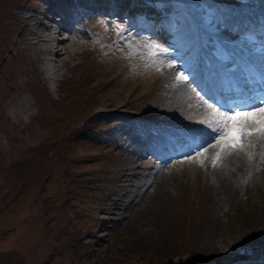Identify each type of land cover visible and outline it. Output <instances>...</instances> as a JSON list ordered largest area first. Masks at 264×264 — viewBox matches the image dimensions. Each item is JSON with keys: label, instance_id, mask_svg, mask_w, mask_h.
Returning a JSON list of instances; mask_svg holds the SVG:
<instances>
[{"label": "rangeland", "instance_id": "rangeland-1", "mask_svg": "<svg viewBox=\"0 0 264 264\" xmlns=\"http://www.w3.org/2000/svg\"><path fill=\"white\" fill-rule=\"evenodd\" d=\"M159 1L165 2L157 6V10L165 11L161 25L169 26L173 36L179 26L184 29L192 26L198 10L207 12L212 8L211 12H215L214 4L219 0H183L186 5L181 16L174 6L178 0ZM255 1L256 9L259 5L263 8L260 0ZM20 2L0 0V104H4L0 105V264H264V177L254 190L250 186L244 192L237 186L224 199L223 207L219 203L214 215L216 198L206 180L208 170L197 174L189 166L172 170L167 174L168 191L151 197L148 210L141 211L144 219L132 220L131 216L122 236L113 232V228L118 229L123 223L116 222L117 212L109 210L114 206L105 199H115V194L109 197L105 193L117 180L119 169L128 166L131 141L157 138L152 127L163 135L162 129L171 123L187 124L177 127L189 133L197 124H188L176 106L173 109L163 103L174 91L181 92L180 97L186 96L181 74H172L170 66L165 67L169 62L177 64L179 52L173 47L165 49V38L154 35L148 24L134 30L133 22L117 23L108 27L107 32H97L100 33L97 41L106 43L114 39L118 48L111 54H124L127 63L140 61L134 64L139 70L138 77L150 66L143 72L140 83H129L122 90L109 82L111 75L128 71L131 63L119 70L107 66V75H100L96 68L101 67L102 57H108L96 52L97 46L90 42L87 52L71 60L68 64L71 67L62 70L57 79L47 77L48 61L41 64L42 80L25 59L18 58L20 48L12 44L15 38L11 34L10 15ZM200 2L211 5L205 8ZM192 4L203 6L194 8ZM234 11L247 12L245 7ZM260 18L264 21V17ZM221 25L227 29L225 21ZM214 30L208 33L216 35ZM124 35L125 44L121 42ZM228 43L239 45L236 39ZM105 50L104 54L113 51L110 45ZM167 50L171 56L163 52ZM167 56L173 61H168ZM248 57L255 59L253 53ZM142 58L149 64H144ZM121 90L128 92L122 98L128 104L116 112L137 118V125L144 126L141 133L135 125L120 130L121 123L129 122L120 116H105L109 110L101 105L103 97ZM135 108L140 116L130 111ZM206 119L202 122L208 126L210 122ZM101 131L109 141L99 142ZM175 131L174 134L182 132ZM168 133L174 135L170 130ZM153 167L143 173L136 170L138 177L128 182L130 193L117 208L123 210L127 200L135 202V197L147 195L150 186L143 185L161 182L153 174ZM163 168H167L165 164ZM147 173L150 177L144 176ZM107 212L113 216L107 217ZM106 217L109 224H105Z\"/></svg>", "mask_w": 264, "mask_h": 264}, {"label": "bare ground", "instance_id": "bare-ground-1", "mask_svg": "<svg viewBox=\"0 0 264 264\" xmlns=\"http://www.w3.org/2000/svg\"><path fill=\"white\" fill-rule=\"evenodd\" d=\"M133 1L137 2L133 5L131 3L124 5V0H21L20 4H17V8L14 9L13 13L10 15L12 18L11 26H13L11 34H13V37L15 38L12 44L13 46H17L18 50L20 48L18 55H20L21 57L18 58L25 59L24 61L27 66H31V68H33L31 71L36 73L38 76H42V80L44 69L41 67V64H44L45 61H48L50 63V78H52L53 80L57 79V76L63 73L64 70L67 71L66 69H68V67H71L68 66L71 60L75 61L77 57L83 55L82 50L84 49V47H86V42L84 39H86V37H88L89 35H93L91 34L92 32L96 31L98 28L103 29L104 27H106V25H108L109 27L111 21L122 19L123 16L129 13V11L132 10L133 7L139 5L138 2L141 3L142 8H146L148 6V1ZM260 3L264 8V0H260ZM67 9H70L72 13L75 12L77 14V16H75V19H71V22L60 15V13H64V11H66ZM225 11V17L223 21H226L230 17H232L233 19L238 20V23L242 22L244 27L250 28L248 27L249 24L247 22H250V19L253 18L252 16L249 18L246 13L241 11ZM67 15L69 16L70 14ZM7 16L9 17L8 13ZM58 18L60 20V24H56L54 21L55 19L58 20ZM227 28L228 30L227 32H225V36L227 35V33L232 36V32L235 29L237 31L244 30L243 27H236L235 24H233V26L229 25V27L227 25ZM106 30L105 32H107ZM228 31H231V33ZM91 37L93 38L92 41L95 43V35ZM105 46H107L106 43H101L97 48V51L104 55V57H108L106 59L102 57L101 59L103 62L100 63L101 67L96 68L101 72L100 75H102L103 77L107 75V66L113 65V69L119 70L123 68V66H127L128 63L132 64L130 65V67H128V71L119 73V76L111 75L109 79V82H113L114 85L119 86V88L122 90L126 85H129V83H140L141 78H143V72H146L149 70V68H151L149 66V68H146L145 71L142 70V75L138 77L139 73H137V71L139 70L137 67H134V64L138 65L140 61L135 62L134 60H131L127 63L124 54L116 56L114 54H111L110 52L106 55L102 52V48H104ZM110 47L113 49V53L116 52V47L114 45H111ZM163 52L171 56L168 50L167 52ZM239 54H241V52H239ZM257 54L260 56V53ZM144 61L146 60L144 59ZM98 63L99 62H97V64ZM144 64H149V61H146V63ZM254 64L256 65V67H258V70L262 71L264 69V67H262L263 60H257ZM15 65L17 66V64ZM171 65L176 66L177 64L169 62V64H166L165 67ZM73 68H75V66H73ZM185 73L191 77L189 72ZM184 76L186 77V75ZM130 78H133V80H130L131 82L129 81ZM186 79L188 78L186 77ZM127 81L128 83L126 84L125 82ZM190 81L192 82V80ZM192 86H194L195 89L192 87H187L184 83H182V88L184 89V91H186V96L184 97L185 99L182 96L180 97L181 92L177 93L176 91H174V95L169 99H167L168 97H166L168 101H166L165 99V101L163 102L165 103V106H169L170 104L171 108H178L177 111L179 115L188 120V124H202L204 117H207L206 120L212 123L214 122V110L218 112L230 107L229 105L227 107L225 105L220 106L218 105V103H215L217 102V100L208 96L207 92H209V90H207L203 80L200 83V87H198L196 84ZM135 88L136 87H134V89ZM122 90L119 92L114 91V95L104 96L102 100V102L104 103L101 102V105L106 107V111L109 110V113L105 114V116H120L124 120L126 119L127 121H129L127 115H122L121 113L117 114L116 112L118 111V108L123 109L127 107L126 104H128V102L122 101V98H124V96H127L128 92L126 93ZM201 91L203 92L200 96L199 93ZM106 97L109 98L106 99ZM189 100H191L192 102ZM126 123H121L120 130H127L128 125H126ZM132 124L135 125L137 129H139L140 133L144 129L143 125H137L139 123L133 121ZM181 125L187 126V124ZM177 126L174 123H171L168 129H165L167 131L170 130L172 133L176 132L175 130H182V132L184 133L189 132L187 129H180ZM249 127L255 128L256 126L249 125ZM134 131L137 132V130ZM176 135L180 139V133H177ZM189 135L198 137L196 143H194L193 145H188V149L184 151L178 148L175 152L173 151L174 153L170 152L171 155H162L161 153H159V151H156L157 154L154 152L153 154L149 152L148 148L151 146L156 148V150H161L166 147L165 144H159L155 138L151 140L144 138L139 142V139L136 141H131V146H129L131 154H129L130 156L127 155L128 166L119 169L117 180H113L114 184L112 183L110 189L107 188L108 191L105 193L109 197L115 194V199L108 197H105V199L110 203L111 206H114L109 210L112 211V213L117 212L114 214L117 219L116 222L121 221L123 223L118 229L112 227L113 232H117L118 235L122 236L123 233L128 229V221L130 220L131 216L132 220L144 219L142 217L141 211L148 210L149 207L147 205L152 202L150 200L152 199L151 197L159 192L161 193L162 191H164L163 193H165V191H168L170 185H168L167 178L169 175L167 174H170L172 170H174L175 172L187 166L190 167V170L194 174H197L198 172L206 173L208 170L209 174L206 173V175L208 176L206 177V180L209 184L210 190L213 191L216 198V204L212 207L214 215L216 210H218L219 203H223V207L225 205L224 199L227 198V195L230 194L231 191L233 192V190L237 186H240L242 188L241 190L244 192L250 186L251 189L254 190L260 178L264 177V136L253 135L245 137L243 140L244 142L242 148H238L235 153H233L234 151L232 153L229 152V154L222 160H220L217 166L214 167V164L217 163V156L221 153L222 150V138L213 140L215 133L211 128L205 130L204 133H200L193 128ZM164 164L167 168L162 169ZM207 164L209 165V167L206 166ZM154 165L155 167H153ZM150 167H153V174L157 175L158 179L161 178V182L157 183V180H155V182L151 181V184L149 183L147 185H143L144 187L150 186L148 192H146L147 195H145L144 197L141 196L140 198L135 197V202L133 200L131 201V199L127 200L125 208L123 210L117 208L121 205L119 203L122 202L125 195L130 193L128 182L130 183L134 178L138 177L136 176V170H141V172L143 173V171L149 169ZM144 176L150 177L148 173ZM230 203L232 206L233 202ZM112 213L107 212L105 213V215L107 217L110 215L113 216ZM107 217L104 219L105 224L110 223V220L107 219ZM105 229L111 230V227H107Z\"/></svg>", "mask_w": 264, "mask_h": 264}, {"label": "snow or ice", "instance_id": "snow-or-ice-1", "mask_svg": "<svg viewBox=\"0 0 264 264\" xmlns=\"http://www.w3.org/2000/svg\"><path fill=\"white\" fill-rule=\"evenodd\" d=\"M180 79L185 77L181 76ZM249 125L256 127L251 128ZM209 127L215 133L213 140L222 138V150L217 156L215 167L231 150L243 147L245 137L264 136V99L243 108L229 107L218 112L214 110V122Z\"/></svg>", "mask_w": 264, "mask_h": 264}, {"label": "trees", "instance_id": "trees-1", "mask_svg": "<svg viewBox=\"0 0 264 264\" xmlns=\"http://www.w3.org/2000/svg\"><path fill=\"white\" fill-rule=\"evenodd\" d=\"M18 179H20V178H18Z\"/></svg>", "mask_w": 264, "mask_h": 264}]
</instances>
